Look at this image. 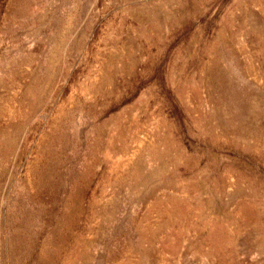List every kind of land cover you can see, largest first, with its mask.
I'll use <instances>...</instances> for the list:
<instances>
[{"label":"rangeland","instance_id":"obj_1","mask_svg":"<svg viewBox=\"0 0 264 264\" xmlns=\"http://www.w3.org/2000/svg\"><path fill=\"white\" fill-rule=\"evenodd\" d=\"M0 264H264V0H0Z\"/></svg>","mask_w":264,"mask_h":264}]
</instances>
